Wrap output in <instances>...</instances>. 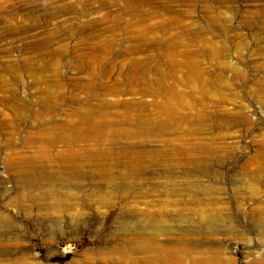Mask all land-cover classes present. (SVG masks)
Listing matches in <instances>:
<instances>
[{"label": "rangeland", "instance_id": "obj_1", "mask_svg": "<svg viewBox=\"0 0 264 264\" xmlns=\"http://www.w3.org/2000/svg\"><path fill=\"white\" fill-rule=\"evenodd\" d=\"M0 264H264V0H0Z\"/></svg>", "mask_w": 264, "mask_h": 264}, {"label": "bare ground", "instance_id": "obj_2", "mask_svg": "<svg viewBox=\"0 0 264 264\" xmlns=\"http://www.w3.org/2000/svg\"><path fill=\"white\" fill-rule=\"evenodd\" d=\"M145 220L153 224V225L151 226V228H152V230H154V231L156 232V234H157V233H165V234H172V233H173V230H172V228H171L170 226L168 227V228H170V229H162V228L159 229V228H160V227H159V224L155 222V221L157 220V217H145ZM162 221H163L164 223H167L166 220H163V219H162ZM178 245H179V244H178ZM180 249H181V246H180ZM148 250H150V247H148ZM188 250H189V249H187L186 252H189Z\"/></svg>", "mask_w": 264, "mask_h": 264}]
</instances>
